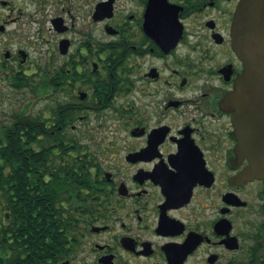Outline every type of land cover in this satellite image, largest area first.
<instances>
[{
    "label": "flooded vegetation",
    "instance_id": "af4514ba",
    "mask_svg": "<svg viewBox=\"0 0 264 264\" xmlns=\"http://www.w3.org/2000/svg\"><path fill=\"white\" fill-rule=\"evenodd\" d=\"M150 1L0 0V148L31 153L0 158V264H264L221 106L240 0ZM24 90L50 107L7 111Z\"/></svg>",
    "mask_w": 264,
    "mask_h": 264
},
{
    "label": "water",
    "instance_id": "95a60500",
    "mask_svg": "<svg viewBox=\"0 0 264 264\" xmlns=\"http://www.w3.org/2000/svg\"><path fill=\"white\" fill-rule=\"evenodd\" d=\"M156 1L151 0L150 6ZM231 35L244 71L221 106L232 113L237 152L248 160L244 176L264 178V0H240Z\"/></svg>",
    "mask_w": 264,
    "mask_h": 264
},
{
    "label": "rangeland",
    "instance_id": "374dc122",
    "mask_svg": "<svg viewBox=\"0 0 264 264\" xmlns=\"http://www.w3.org/2000/svg\"><path fill=\"white\" fill-rule=\"evenodd\" d=\"M32 93L29 90H24L22 92L14 93L9 101L10 106H7V111L16 112L18 109L25 108L28 104L29 109L34 110V112L41 113L50 107L47 97H42L40 100L33 98ZM116 121H109L108 125L115 124Z\"/></svg>",
    "mask_w": 264,
    "mask_h": 264
},
{
    "label": "trees",
    "instance_id": "16d2710c",
    "mask_svg": "<svg viewBox=\"0 0 264 264\" xmlns=\"http://www.w3.org/2000/svg\"><path fill=\"white\" fill-rule=\"evenodd\" d=\"M25 156L31 157V153L24 146L17 147L15 145H13V143L10 142L5 149L0 148V158L6 157V161L10 163L12 173H14L13 168H14V166L16 168V164H17L14 161V159L17 157H25ZM23 164H25V163H22V165ZM28 164H30V163H28ZM0 172H1V170H0ZM72 172H74L73 169H71V171H70L71 175L69 177V179H70L69 189H70L71 194H73L75 192V187H78V185L75 184L76 180H74L75 177H74ZM9 181L13 183V182H15V179H9ZM0 183H1V181H0ZM62 184H64V183L62 182ZM0 188H1V186H0ZM44 197H48V196L45 195ZM9 210H10L12 216L16 215L17 212L15 211V209H9ZM27 220H30V219H27Z\"/></svg>",
    "mask_w": 264,
    "mask_h": 264
}]
</instances>
